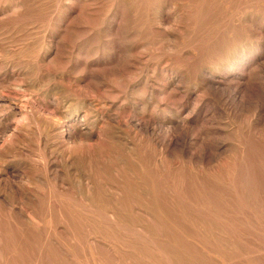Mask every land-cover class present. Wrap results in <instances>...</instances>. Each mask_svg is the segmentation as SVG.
Listing matches in <instances>:
<instances>
[{"label": "rangeland", "instance_id": "374dc122", "mask_svg": "<svg viewBox=\"0 0 264 264\" xmlns=\"http://www.w3.org/2000/svg\"><path fill=\"white\" fill-rule=\"evenodd\" d=\"M0 264H264V0H0Z\"/></svg>", "mask_w": 264, "mask_h": 264}]
</instances>
